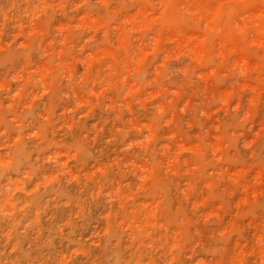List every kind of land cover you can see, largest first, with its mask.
<instances>
[{
  "label": "clouds",
  "instance_id": "obj_1",
  "mask_svg": "<svg viewBox=\"0 0 264 264\" xmlns=\"http://www.w3.org/2000/svg\"><path fill=\"white\" fill-rule=\"evenodd\" d=\"M70 2L23 0V19L13 25L26 29L19 34L3 23L15 11V0L0 17V70L7 72L0 95L9 101L0 100V264H13L6 253L18 250L41 254L34 264H153V257L159 264H264V194L252 197L239 174H228L229 168L250 164L264 170V137L255 147L244 138L252 132L257 97L252 90L235 91L252 77L242 65L222 70L215 83L232 87L235 95L206 96L201 87L195 103L177 105V96L193 91L202 73L194 67L184 71L191 64L187 55L179 63L165 62V46L175 49L186 29L209 40L221 30L241 36L250 24L264 34V0H223L219 12L215 5L196 12L187 0H135L131 8L143 4L159 17L143 33L146 46L157 52L146 64L143 50L132 43V28L108 9L127 0H95L106 9L111 35L97 44L88 36L79 46L66 44V38L91 30L59 28ZM92 6L93 0H79L71 10ZM117 19L129 46L118 59L96 64L100 44L116 38L111 21ZM46 33L55 47L44 44ZM207 63L215 68L220 60ZM259 86L264 88V78ZM157 91L160 99L148 102L145 93ZM225 105L227 119L214 132L206 126L207 112ZM97 108L98 116L85 118ZM26 113H35L38 123L26 122ZM105 129L108 135H102ZM173 130L198 147L182 157L183 145L170 139ZM212 136L220 138L222 152ZM65 153L75 161L71 167L61 158ZM145 201L158 205V221L144 220ZM60 209L63 220H57Z\"/></svg>",
  "mask_w": 264,
  "mask_h": 264
},
{
  "label": "rangeland",
  "instance_id": "obj_2",
  "mask_svg": "<svg viewBox=\"0 0 264 264\" xmlns=\"http://www.w3.org/2000/svg\"><path fill=\"white\" fill-rule=\"evenodd\" d=\"M187 2L191 4L196 12H199L201 7L207 5H215L213 11L219 12L223 5V0H187ZM74 3H79V0H71V2L67 5V8L65 9L67 16L63 17L59 28L67 30L71 26L78 25L81 29H88L91 31L86 32L83 36L79 32L73 33L70 37L66 38V44L70 42L75 46H79L83 44L84 39L88 36L91 37L93 44H97L98 42H102L104 37L111 35L108 31V24L105 23V21L109 19L106 15L105 8L95 6V0H93V6L90 11H85L83 7L79 8L77 11H72L71 9ZM132 3H135V1L127 0V3L113 2L108 4V9L112 10L116 17H122L123 23L127 27L132 28V34L137 37V39L132 43L133 45H138L143 50V56L146 64L153 56H157V52L146 46L144 41L147 40V36H144L143 33L153 27L159 17L151 7L140 4L135 8H131L130 5ZM26 6L27 5L23 3L15 12L8 14L9 19L7 21H3L6 31H15L18 34L26 31L22 25L18 28L13 27V25L17 23L18 17L23 19L21 13ZM3 14H6V11L1 12L0 17H2ZM257 15V13H254L253 19H255ZM210 21L212 24H216L218 22L215 15L210 17ZM111 24L112 32L117 34L116 38L113 43L108 45H103L102 43L100 44L97 51L93 54V59L96 64L102 63L104 60L118 59L123 49L129 46L127 33H121L119 19L111 21ZM36 30L41 31L42 29ZM180 35L182 36V42L178 43L175 49H169L167 45L165 46V50L167 52L165 62L171 61L173 63H179V61L185 59V56L187 55L191 58V64L185 66L184 71L187 72L189 68L194 67L196 71L202 73V79L193 91L189 92L185 90L180 93L174 103L179 105L185 100H187L189 104L195 103L201 87H203L206 96L230 97L235 95V91H239L246 95L248 90H252L257 97L256 103L253 106V113L250 115V127L252 132L248 133L245 131L244 138L250 139L253 147H255V145L261 141V138L264 137V88L259 86V80L264 78L261 76L262 69H264V34H262L260 28L256 24H250L246 28L245 33L241 36H233L231 33L221 30L220 35L212 40H209V38L206 40L208 36L206 34H202L196 29H186L183 33H180ZM204 36L206 38H204ZM23 39V35H19V40ZM43 39L44 44L47 47H55L54 39L52 43H49V36L47 33ZM174 39L175 38H173V40ZM82 51L86 52L87 48L82 49ZM209 58H218L220 60V64L217 67L212 68L211 65L207 63ZM38 63L41 71L47 70L46 64L42 62ZM238 65L244 66L246 68V73L252 77L244 82L241 87L234 91V89L230 86L217 85L215 83V77L219 75L222 70L230 72L232 67ZM70 66L76 69H79L80 67L78 64H72ZM150 71L151 68L149 67V72ZM6 75V70H0V81H3ZM231 79L233 78H230V80ZM11 87L15 89L16 83H13ZM133 87H135V85H133ZM141 92H143V90H141ZM105 94L106 93H102L101 95ZM145 95L149 96L148 102H155L161 97V93L158 91L150 94L145 93ZM0 100H2L5 105L9 103L8 99L4 95H0ZM45 100L48 101V97H45ZM51 103H58V101L53 99ZM228 107L229 105H225L224 109L218 107L209 109L206 116V126L212 127L214 132L219 131L220 121L227 119L226 110ZM39 112H41V108H36V113ZM98 113V108L93 109L85 116V118L87 119L93 115L98 116ZM26 122H31L33 124L38 123L35 119V113H26ZM162 131L167 132L169 130L164 129ZM102 135H108L107 129H105V133H102ZM55 137L59 139L60 133L56 132ZM170 139L172 141H178L183 145L184 151L181 153L182 157L188 155V149L195 150L198 147V144L189 143L186 138H183L174 130L171 131ZM210 139L212 142L219 145L217 149L218 152H222L224 150L219 137L212 136ZM98 146L99 137L96 142V147ZM170 147H174V145H170ZM61 158L67 162L69 167L75 163V161L68 160L67 153H65ZM109 158L110 157H106L105 162ZM72 171L75 172V169H72ZM228 174L229 176L239 174L242 177L240 182L245 185V191L252 197L259 199L262 194H264V170L258 166L250 164L239 170L229 168ZM234 195L237 194L234 193ZM244 198L247 199L248 197L245 196ZM140 210L145 221L155 222L160 219L158 205H153L151 202L145 201L140 204ZM139 222V220L136 221V223ZM252 231L254 232L255 228H253ZM153 258L156 259V257ZM249 258H252L251 253H249ZM77 259H79V257H77Z\"/></svg>",
  "mask_w": 264,
  "mask_h": 264
},
{
  "label": "bare ground",
  "instance_id": "obj_3",
  "mask_svg": "<svg viewBox=\"0 0 264 264\" xmlns=\"http://www.w3.org/2000/svg\"><path fill=\"white\" fill-rule=\"evenodd\" d=\"M132 1H135V0H132ZM13 2V0H0V13L3 12V11H6L7 7ZM15 4H16V9H19L21 4H23V0H15ZM14 11V12H15ZM215 19V18H214ZM204 38H206L204 36ZM208 39V37L206 38V40ZM68 156V154H67ZM68 161V160H67ZM65 210L64 209H60L57 211L56 213V216H57V220H63L65 218ZM14 242H9V249L13 246ZM64 253L66 254L67 253V248H64L63 249ZM41 254L39 253H36V254H33L32 256H27L25 255V253L23 251H20L18 250L17 252H14V253H6V257L9 261H12L13 264H34V262L39 259ZM46 256L50 257L52 256L53 254L52 253H47L45 254ZM13 258H15L13 260ZM153 259V264H158V261L154 258ZM72 264H74V261L72 262Z\"/></svg>",
  "mask_w": 264,
  "mask_h": 264
}]
</instances>
